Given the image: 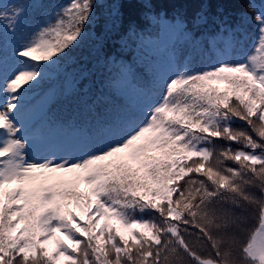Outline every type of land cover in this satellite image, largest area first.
<instances>
[{
    "label": "snow or ice",
    "instance_id": "1",
    "mask_svg": "<svg viewBox=\"0 0 264 264\" xmlns=\"http://www.w3.org/2000/svg\"><path fill=\"white\" fill-rule=\"evenodd\" d=\"M127 3L156 38L113 6L100 50L123 28L121 47L167 60L143 80L119 63L107 87L124 103L111 110L80 81L91 120L71 136L52 132L51 95L30 94L98 23L97 0L0 6V264H264V3L229 13L235 24L212 0L190 19L189 4L169 19ZM209 22L205 46L194 30Z\"/></svg>",
    "mask_w": 264,
    "mask_h": 264
},
{
    "label": "trees",
    "instance_id": "2",
    "mask_svg": "<svg viewBox=\"0 0 264 264\" xmlns=\"http://www.w3.org/2000/svg\"><path fill=\"white\" fill-rule=\"evenodd\" d=\"M12 0H0V6L11 3ZM31 3H40L45 8H51L58 4L66 3L67 0H29ZM154 10L157 12H167L168 18L173 15V7L183 4L192 5L186 9L189 19L192 16L193 9L199 0H151ZM256 3H264V0H255ZM213 7L211 12L216 15L217 6L223 8V16L228 17V22L235 24L237 17L229 15L240 11L248 12L250 17H254L255 13L250 11L248 0H212ZM116 6L123 13L125 26L134 21L141 28L146 29L147 33L152 34L155 39V28L150 27L146 21L141 18V14L146 11L140 4L129 5L127 0H97L95 15L98 23H94L86 27L87 35L79 44L72 49L67 57L62 61H58L60 69L58 72L49 73V79L46 80L40 88L34 89L30 94V104H35L46 93L51 95V99L47 104V117L56 126L52 129L54 135L71 136L77 129L86 126V122L91 120L83 101L87 99L83 95L80 81L86 85L91 91L89 96L94 95L98 98V106L113 109L124 103L123 97L116 89H109L107 83L111 76L118 71L119 63L131 64L137 76L143 80L150 75L149 65L159 62L163 65L167 60L168 53L160 48L159 50L149 51L147 54L133 46L121 47L123 41L120 35L124 29L119 28L103 37V49H101V35L104 20L109 16L110 10ZM43 9L33 8L30 10L28 19L21 31L29 32L35 27L40 19ZM217 25L209 22L199 29H195L196 36L200 37L207 46L206 37L202 33H212L217 30ZM189 28L192 25L189 24ZM252 30V26L249 27ZM247 47V46H246ZM117 61V65H113L112 61ZM134 62V63H133ZM87 77V79H84ZM74 81L76 82L74 84ZM27 87V86H25ZM238 127L243 126L240 122ZM257 225L255 218L251 219L248 229L252 230ZM209 250L204 251V255Z\"/></svg>",
    "mask_w": 264,
    "mask_h": 264
}]
</instances>
